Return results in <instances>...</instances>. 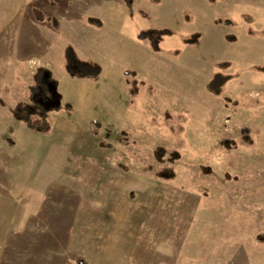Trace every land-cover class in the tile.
Instances as JSON below:
<instances>
[{"label":"rangeland","instance_id":"obj_1","mask_svg":"<svg viewBox=\"0 0 264 264\" xmlns=\"http://www.w3.org/2000/svg\"><path fill=\"white\" fill-rule=\"evenodd\" d=\"M68 46L99 74L70 75ZM262 65L264 0H0V138H27L5 151L7 232L27 264H264ZM41 67L61 95L46 133L12 116Z\"/></svg>","mask_w":264,"mask_h":264},{"label":"trees","instance_id":"obj_2","mask_svg":"<svg viewBox=\"0 0 264 264\" xmlns=\"http://www.w3.org/2000/svg\"><path fill=\"white\" fill-rule=\"evenodd\" d=\"M95 22V19H90ZM224 24L232 25L233 22L228 19H221ZM152 30H141L138 34L139 38H149L152 49L159 50L158 42L155 37L150 36ZM154 31V30H153ZM159 35H170L167 29L155 30ZM66 70L70 75H78L80 77H96L101 68L97 64L79 60L72 47L68 46L65 50ZM219 67L226 68L229 63L222 62ZM256 70L264 72V65L257 66ZM129 73V72H126ZM229 79L228 76L216 73L206 84L207 90L217 95L220 93L221 87ZM137 80L132 79L130 85L131 95H136L138 91ZM52 99L51 106H45L44 101ZM55 99V100H54ZM61 95L57 91V81L52 77L51 72L45 68H38L33 75V83L28 86V95L26 100L17 101L12 108V116L14 119L22 122L26 128L31 131L46 133L51 129L48 114L50 111L60 108ZM249 129L243 127L241 133L246 143L250 142ZM157 154L164 152L161 147L156 148ZM161 156V155H160ZM79 264H85L79 261Z\"/></svg>","mask_w":264,"mask_h":264},{"label":"crops","instance_id":"obj_3","mask_svg":"<svg viewBox=\"0 0 264 264\" xmlns=\"http://www.w3.org/2000/svg\"><path fill=\"white\" fill-rule=\"evenodd\" d=\"M17 140H19L21 144L25 142L27 138L23 137L22 139H16L14 136L0 138V264H13L17 262L20 264L21 257H24L22 263L27 264L25 250L23 251L21 247V237L19 236L18 239L15 238L12 240L10 238L11 234L7 232L12 222L21 224L20 216L18 218L16 217L17 214L21 212H17V207H14L15 202L11 201V198L8 199L11 194V189L14 188L11 186V176L19 172L21 173V170L16 167L14 169L11 168L10 154L5 152L10 145H16ZM23 156H25V154H23Z\"/></svg>","mask_w":264,"mask_h":264}]
</instances>
